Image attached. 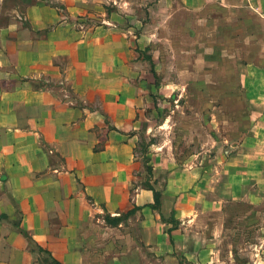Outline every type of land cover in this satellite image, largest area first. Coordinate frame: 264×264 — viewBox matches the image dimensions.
Returning a JSON list of instances; mask_svg holds the SVG:
<instances>
[{"label":"crops","instance_id":"crops-1","mask_svg":"<svg viewBox=\"0 0 264 264\" xmlns=\"http://www.w3.org/2000/svg\"><path fill=\"white\" fill-rule=\"evenodd\" d=\"M53 1L0 24V264H37L33 246L59 264H84L92 241L104 246V264H208L187 253L197 247L194 217L206 210L187 195L156 210L151 190L133 187V131L156 70L141 51L158 39V26L185 13L202 26L204 57L238 55L253 119L227 160L229 177L242 183L237 171L247 170L262 184L264 0ZM113 234L121 250L106 252Z\"/></svg>","mask_w":264,"mask_h":264},{"label":"rangeland","instance_id":"rangeland-1","mask_svg":"<svg viewBox=\"0 0 264 264\" xmlns=\"http://www.w3.org/2000/svg\"><path fill=\"white\" fill-rule=\"evenodd\" d=\"M37 2L0 0V24L10 22L8 14L21 17ZM137 16L144 18L141 11ZM174 20L172 25L158 26V39L141 51L145 59H154L156 70L149 102L133 131L139 163L133 170L137 177L133 187L148 191L152 187L151 207L156 210L169 211L184 195L194 198L195 209L206 210L194 217L190 236L194 235L198 248L187 250L190 257L202 254L208 264H264V183L253 185L246 178L247 170L237 171L242 183H232L227 163L241 148L253 119L238 84V55L226 50L204 57L197 15L180 13ZM136 210L119 219L126 220ZM167 219L173 226L179 224L173 216ZM130 234L124 231L123 239ZM120 241L113 234L107 239L106 252L121 250ZM85 249L89 254L84 264L107 261L105 248L98 242L92 241ZM40 253L35 255L37 264H54L49 255Z\"/></svg>","mask_w":264,"mask_h":264},{"label":"trees","instance_id":"trees-1","mask_svg":"<svg viewBox=\"0 0 264 264\" xmlns=\"http://www.w3.org/2000/svg\"><path fill=\"white\" fill-rule=\"evenodd\" d=\"M149 189L151 190V191H153V189H152V187H149ZM153 193L155 194V191H153ZM23 235L28 239V243H29V245H31L32 246V240L29 238V236L25 233V232H23ZM33 247H35V249L37 250V251H39V252H44L41 248H39V247H36V246H33ZM45 253V252H44ZM45 254H47V253H45ZM48 255V254H47ZM50 257V256H49ZM51 258V257H50ZM52 261H53V263L54 264H59V263H57L56 261H54L53 259H51Z\"/></svg>","mask_w":264,"mask_h":264}]
</instances>
